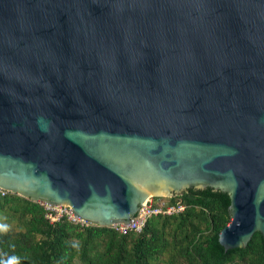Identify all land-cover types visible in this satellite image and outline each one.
<instances>
[{"label": "water", "instance_id": "obj_1", "mask_svg": "<svg viewBox=\"0 0 264 264\" xmlns=\"http://www.w3.org/2000/svg\"><path fill=\"white\" fill-rule=\"evenodd\" d=\"M208 187L264 238V0H0V188L112 227Z\"/></svg>", "mask_w": 264, "mask_h": 264}, {"label": "trees", "instance_id": "obj_2", "mask_svg": "<svg viewBox=\"0 0 264 264\" xmlns=\"http://www.w3.org/2000/svg\"><path fill=\"white\" fill-rule=\"evenodd\" d=\"M170 201L185 210L149 218L142 232L122 233L66 217L51 222L44 205L8 193L0 196V225L19 229H0V264L12 257L19 264H264L260 232L244 248L220 244L231 222L228 193L192 188Z\"/></svg>", "mask_w": 264, "mask_h": 264}, {"label": "built area", "instance_id": "obj_3", "mask_svg": "<svg viewBox=\"0 0 264 264\" xmlns=\"http://www.w3.org/2000/svg\"><path fill=\"white\" fill-rule=\"evenodd\" d=\"M9 191L0 188V196H6ZM167 197H149L140 208L138 215L134 217L132 221L128 224H118L112 227L116 228L119 232L127 233L128 231L134 230L136 232H142L144 227L146 226V222L149 218L158 215H174L181 213L185 210V206L180 201L171 202ZM42 204V203H41ZM45 206L47 210V217L51 220V222H57L60 219L66 217L69 221L73 223H85L88 224L78 217H76L69 206L61 205V206H50L46 204H42Z\"/></svg>", "mask_w": 264, "mask_h": 264}, {"label": "clouds", "instance_id": "obj_4", "mask_svg": "<svg viewBox=\"0 0 264 264\" xmlns=\"http://www.w3.org/2000/svg\"><path fill=\"white\" fill-rule=\"evenodd\" d=\"M0 229L6 230V226L0 225ZM3 264H19V258L18 257H12L8 259L7 261L3 262Z\"/></svg>", "mask_w": 264, "mask_h": 264}, {"label": "rangeland", "instance_id": "obj_5", "mask_svg": "<svg viewBox=\"0 0 264 264\" xmlns=\"http://www.w3.org/2000/svg\"><path fill=\"white\" fill-rule=\"evenodd\" d=\"M5 222H8L7 216H6V221H5ZM1 223H2V222H1ZM2 224H3V223H2ZM12 228H14L15 230L19 229V227H17L16 225L14 226V224H13V227H12L11 225H9L8 228H6V230H7V229H12ZM167 256H169V255H167ZM167 256H166V257H167Z\"/></svg>", "mask_w": 264, "mask_h": 264}]
</instances>
